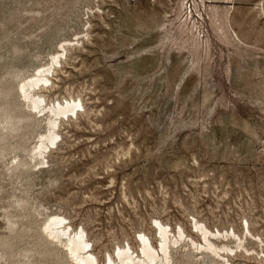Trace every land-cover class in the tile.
<instances>
[{
	"label": "rangeland",
	"instance_id": "rangeland-1",
	"mask_svg": "<svg viewBox=\"0 0 264 264\" xmlns=\"http://www.w3.org/2000/svg\"><path fill=\"white\" fill-rule=\"evenodd\" d=\"M58 54L37 91L83 107L43 158L19 89ZM52 216L99 264L159 247L157 221L168 264H264V0H0V264H75Z\"/></svg>",
	"mask_w": 264,
	"mask_h": 264
},
{
	"label": "bare ground",
	"instance_id": "bare-ground-1",
	"mask_svg": "<svg viewBox=\"0 0 264 264\" xmlns=\"http://www.w3.org/2000/svg\"><path fill=\"white\" fill-rule=\"evenodd\" d=\"M60 55L53 59V63L51 66L38 69L37 74L28 81L22 83L19 89L20 94H22V96L25 98L26 101L31 103L33 109L36 112L47 114L50 120L49 133L46 136L42 137L40 141V145L37 148L38 149L37 152L39 156L43 158H45L46 152L50 151L51 149L50 147L55 146V144L57 143L60 137L59 134L56 132V130L59 128V121L63 117H70L71 115L78 116L80 109L83 107L81 102L78 104V102L73 99L64 100V102H58L55 103L53 106H48L42 94H40V92L37 91L44 89V86L50 84L51 80L49 78L50 77L49 74L52 73L54 69H56L55 65L61 63V61H59ZM157 225L159 227V232L161 235L160 236L161 241H159L160 242L159 247L155 249L151 241L146 236H143L141 237L142 239L141 254L135 256L134 255L135 253L132 252V249L130 247L128 249L121 248L119 249L118 254L117 255L115 254L116 257L114 258L111 256L109 257V260H107L108 262L107 264H166V262L168 264V262H170L171 260L168 255V251L170 250V246L172 245L171 243L173 240L171 239V234L169 233V231L167 230L164 224L157 221ZM195 227L197 228L198 232L202 234V236L204 237V241L206 242V245L204 246L203 244L199 250L203 249V251L204 250L208 251L214 254V256L216 255L220 259L223 258L224 260L226 257L229 256V253L230 254L234 253L235 250L232 249L231 247H227V246L220 247L213 242L212 238L215 237L217 239V236L220 237L223 236L222 232L220 231L212 232L205 225L199 222H196ZM44 230L48 234V236L51 237V239L58 240L60 242L64 241L68 243L66 246L68 256L71 259H73L75 264H99L98 259L89 250L90 244L86 239V235L84 231L82 230L80 233L76 232L73 235L68 231L66 227V219H64L63 217L52 216L46 223ZM248 232L250 234L249 229ZM225 234L229 235V233H225ZM184 236H185L184 232H180L179 238H182ZM234 237H235V233H234ZM174 238H175L174 243H178V239L175 236ZM238 239L241 241V238ZM190 240L192 242L193 247L194 246L198 247L197 246L198 244L193 239ZM199 250L198 252H200Z\"/></svg>",
	"mask_w": 264,
	"mask_h": 264
},
{
	"label": "snow or ice",
	"instance_id": "snow-or-ice-1",
	"mask_svg": "<svg viewBox=\"0 0 264 264\" xmlns=\"http://www.w3.org/2000/svg\"><path fill=\"white\" fill-rule=\"evenodd\" d=\"M89 247H90V245H89Z\"/></svg>",
	"mask_w": 264,
	"mask_h": 264
}]
</instances>
